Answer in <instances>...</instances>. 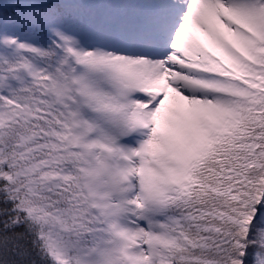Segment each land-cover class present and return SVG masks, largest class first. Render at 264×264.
<instances>
[{
  "label": "snow or ice",
  "instance_id": "1",
  "mask_svg": "<svg viewBox=\"0 0 264 264\" xmlns=\"http://www.w3.org/2000/svg\"><path fill=\"white\" fill-rule=\"evenodd\" d=\"M0 264H264V0H0Z\"/></svg>",
  "mask_w": 264,
  "mask_h": 264
}]
</instances>
